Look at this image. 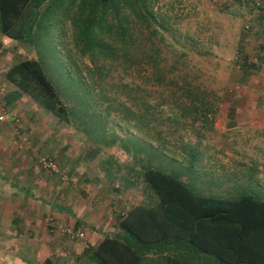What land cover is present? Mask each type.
Wrapping results in <instances>:
<instances>
[{
    "label": "rangeland",
    "instance_id": "obj_1",
    "mask_svg": "<svg viewBox=\"0 0 264 264\" xmlns=\"http://www.w3.org/2000/svg\"><path fill=\"white\" fill-rule=\"evenodd\" d=\"M151 9L165 25L159 29L162 82L144 63L113 61L95 68L74 46L68 19L62 31L59 21L50 22L32 43L0 33V100L8 108L6 119L14 112L20 122L19 129L3 124L0 134L8 138L14 130L25 136L20 144L17 137L15 146L27 150L35 172L43 157L55 163L53 171L39 169L47 186L40 193L43 201L31 199L25 190L23 197L11 196L16 200L11 209L20 217L10 219L0 237L11 228L18 243L10 252L0 251V264H41L33 246L54 230L63 241L86 242L87 234H65L75 230L71 221L52 216L66 212L58 207L75 190L90 198L80 189L93 179L90 163L97 177L117 189L123 186L133 201L140 198L144 204L156 199L142 177L147 166L177 175L196 193L234 197L248 192L264 199V0H153ZM147 45L137 41L130 54L142 58ZM25 55L41 63L65 103L66 119L26 94L13 104L5 101L12 86L2 79V70ZM219 171H227L222 181L212 177ZM17 173L9 179L13 190L20 180ZM0 181L4 193L8 184ZM56 257L53 264H79L71 256L66 262ZM143 263L154 264L147 256Z\"/></svg>",
    "mask_w": 264,
    "mask_h": 264
},
{
    "label": "trees",
    "instance_id": "obj_2",
    "mask_svg": "<svg viewBox=\"0 0 264 264\" xmlns=\"http://www.w3.org/2000/svg\"><path fill=\"white\" fill-rule=\"evenodd\" d=\"M152 2L0 0V33L32 43L33 36L50 22L59 21L61 30L68 19L74 46L88 55L95 68L113 61L121 66L144 63L162 82L159 29L165 25L156 20ZM137 41L148 43L140 59L129 50ZM1 76L12 86L5 94L6 102L26 94L66 119L64 101L33 55L12 61ZM142 177L156 199L133 203L120 214L115 231L103 233L77 256L84 264H145L146 256L154 264H264L263 198L248 192L234 197L196 193L177 175L152 166L143 169ZM74 235L82 237L81 232ZM49 249L46 242L40 243L41 264H53Z\"/></svg>",
    "mask_w": 264,
    "mask_h": 264
},
{
    "label": "crops",
    "instance_id": "obj_3",
    "mask_svg": "<svg viewBox=\"0 0 264 264\" xmlns=\"http://www.w3.org/2000/svg\"><path fill=\"white\" fill-rule=\"evenodd\" d=\"M18 100V98H15L7 103H15V101ZM22 118V116H21ZM3 124H6L8 128L12 129L11 120L9 117H7L6 121L0 122L1 128ZM11 134L8 136V138H2L3 133L0 134V140H4V143L0 141L1 144H3L0 147V170L3 172V174L0 173V177L8 184V188L4 187V193L2 198L0 197V203H2V200H4L5 204H3L1 207L0 205V230L4 226L3 230H6L7 226L9 225L10 219L20 217L17 214H15L12 211V204L14 203V200H12L11 196L16 195L17 197H23L22 190H25V194L29 196L31 199L42 200L44 198L45 194V185L46 182L42 180V174L40 170H43L39 167L35 172L30 167V158L27 159L26 155H29L25 153L27 150H18L15 146V141L18 139L17 137H21V135H18V133L14 130H10ZM55 140L53 136H50V141ZM42 141H46L45 137L43 136ZM20 144V141L18 142ZM43 144V143H42ZM26 154V155H25ZM31 157V156H30ZM33 158V156H32ZM34 160V158H33ZM90 165L93 167V172H89L91 176H93L90 180V183H84L81 185V191L84 190L86 193L90 196L87 200L86 197L82 198L79 195L76 194V190L74 191V194H68V198L70 201L66 204L64 207H58L60 210H65V213L56 212L53 213L52 217H55L61 221L68 220L72 222V225L74 227V232L71 233V230H68V233L71 235H74L76 232H81L83 234H87V240L83 244L81 242H72L70 243L68 239L64 238V241L57 236L56 233H44L41 235L38 239H40V243H47L50 246L49 249V255L52 260L54 256H57L56 258H65V257H72L74 261H78L79 264L83 263V258L77 257L82 252L83 248L87 245L93 244L100 235L106 232L115 231L117 229V218L120 214H122L126 209H128L133 203H142L140 201V198L134 199V201L131 199V193L124 189L123 186L117 189L116 187H113L111 182H104L101 180L100 177H97V175L94 173L96 169L94 166L90 163ZM235 168L233 164L229 168ZM17 171L19 174V182L16 184L15 190H13V187L11 186L12 183L9 182L10 177H12L14 174L13 172ZM39 170V171H38ZM45 170V169H44ZM231 170V169H230ZM225 172H215L214 176L212 177L215 180L222 181L224 180ZM16 175V173H15ZM58 178V176H56ZM230 177V175H228ZM60 179V178H58ZM100 179V180H96ZM1 182V181H0ZM53 182V181H52ZM94 182V183H93ZM54 183V182H53ZM2 186V185H0ZM6 186V184H5ZM64 191V188L62 189ZM43 192V195L40 193ZM53 192V191H52ZM61 193V192H60ZM55 194V193H53ZM56 199V196H53ZM58 197V196H57ZM106 197V198H105ZM225 197V196H224ZM30 199V200H31ZM21 202H23L22 199H20ZM63 201V200H62ZM153 201V199L151 200ZM150 201V202H151ZM16 202V200H15ZM116 202V204L114 203ZM72 205V208L70 204ZM117 205V206H116ZM59 210V211H60ZM70 210V213L68 212ZM57 211V210H56ZM79 213L82 214L79 215ZM17 215V216H16ZM22 216V214H20ZM24 215L22 216V218ZM52 220L51 216L49 218ZM56 220V219H55ZM55 222V221H52ZM61 223V222H60ZM81 228L83 230H80ZM10 229H7V234L5 237H0V251H12L13 245H17L18 242H16V237H13L10 235ZM76 236V235H74ZM21 237V238H20ZM20 237L18 239L24 240L22 238V235L20 234ZM13 238H15L13 240ZM66 240V241H65ZM28 243V242H27ZM40 243L34 244V249H36L37 254L34 258L36 260L40 259L39 262H41V258L43 256L40 253ZM23 248V247H22ZM11 255V254H10ZM66 255V256H65ZM22 257V258H21ZM19 258L21 262H28L27 256L23 257V255H19ZM62 261V260H61ZM1 263V262H0Z\"/></svg>",
    "mask_w": 264,
    "mask_h": 264
},
{
    "label": "built area",
    "instance_id": "obj_4",
    "mask_svg": "<svg viewBox=\"0 0 264 264\" xmlns=\"http://www.w3.org/2000/svg\"><path fill=\"white\" fill-rule=\"evenodd\" d=\"M8 114V108L6 106H4V104L2 103V101L0 100V122H4L6 121V116ZM10 116V120H11V124H17L18 121V117L16 115V113L11 112L9 113ZM25 139V136H21L20 137V143ZM41 165L43 167H47L50 169L55 170V163L53 162V160H51L50 158H45L43 157L42 159H40ZM80 234V233H79Z\"/></svg>",
    "mask_w": 264,
    "mask_h": 264
}]
</instances>
